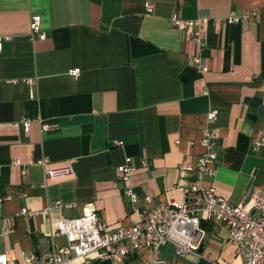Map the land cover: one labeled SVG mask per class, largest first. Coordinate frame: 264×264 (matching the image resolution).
Masks as SVG:
<instances>
[{"label":"crops","instance_id":"1","mask_svg":"<svg viewBox=\"0 0 264 264\" xmlns=\"http://www.w3.org/2000/svg\"><path fill=\"white\" fill-rule=\"evenodd\" d=\"M174 15L210 17L204 49L171 25ZM33 16L45 39L33 34ZM0 38V253L8 259L24 263L66 244L53 223L82 217L89 204L109 230L137 221L127 188L143 209L205 186L252 211L255 191L264 192V145L254 146L264 143V0H0ZM198 53L206 73L190 61ZM24 118L59 128L27 130ZM205 129L217 156L209 175L196 168ZM127 159L134 171L124 182ZM65 167L73 174L46 175ZM201 228L196 252L178 256L166 245L159 264H244L226 225L204 218ZM151 259L142 249L132 264Z\"/></svg>","mask_w":264,"mask_h":264},{"label":"built area","instance_id":"2","mask_svg":"<svg viewBox=\"0 0 264 264\" xmlns=\"http://www.w3.org/2000/svg\"><path fill=\"white\" fill-rule=\"evenodd\" d=\"M149 12L153 11L147 5ZM258 12L243 14L232 13L222 18L227 25L238 24L242 21L257 17ZM210 17L200 16L195 20H185L178 15L170 19L172 26L190 32L193 41L204 49L206 39L203 33L204 26ZM32 30L34 35L45 39L46 35L40 31V16H33ZM3 41L0 38V50ZM190 61L200 73H206L208 66L200 53L192 55ZM81 69L69 71V75L78 78ZM218 111L212 109L208 112V122H214ZM33 122L40 124L42 132H52L59 128L57 123H48L41 119L24 118L23 125L29 129ZM215 134L209 129L203 130L201 144L205 152L196 164L197 170L204 174H212L216 166V153L213 150ZM264 145L263 141H254L255 147ZM48 160L41 161L44 166ZM122 181L127 182L134 168L127 159L125 165L120 167ZM27 174V170L23 171ZM73 174L70 167L46 169L48 178H59ZM130 203L135 205L139 219L128 226L119 225L109 230L103 222L101 215L92 204L86 205L83 216L80 218L61 219L53 223L56 234L64 237L66 244L53 247L49 252L31 253L24 263L8 259L0 253V264H74L76 260L82 264H97L103 260L130 263L136 259L137 253L147 249L152 253V259L143 264H159L160 249L172 245L178 256H185L198 250L199 245L206 238L201 228L202 219H210L226 225L229 235L227 241L234 245L237 255L243 258L244 264H264V192L257 190L253 195V209L246 210L244 205L231 204L225 198L217 195L214 187L193 186L185 190L183 201L169 200L163 205L148 209L137 206L138 195L132 188H127ZM2 201H0V218ZM51 209L43 213L50 214ZM1 235V233H0ZM135 258V259H134ZM129 261V262H128Z\"/></svg>","mask_w":264,"mask_h":264},{"label":"trees","instance_id":"3","mask_svg":"<svg viewBox=\"0 0 264 264\" xmlns=\"http://www.w3.org/2000/svg\"><path fill=\"white\" fill-rule=\"evenodd\" d=\"M135 259V258H134ZM129 262V261H128ZM129 264V263H128Z\"/></svg>","mask_w":264,"mask_h":264}]
</instances>
